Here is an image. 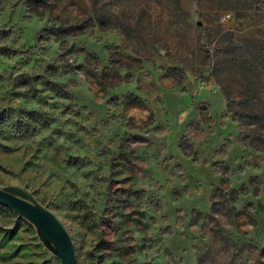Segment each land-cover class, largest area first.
Wrapping results in <instances>:
<instances>
[{
	"label": "rangeland",
	"instance_id": "obj_1",
	"mask_svg": "<svg viewBox=\"0 0 264 264\" xmlns=\"http://www.w3.org/2000/svg\"><path fill=\"white\" fill-rule=\"evenodd\" d=\"M91 1L0 0V193L76 264H264V0ZM0 264L64 260L0 204Z\"/></svg>",
	"mask_w": 264,
	"mask_h": 264
},
{
	"label": "water",
	"instance_id": "obj_2",
	"mask_svg": "<svg viewBox=\"0 0 264 264\" xmlns=\"http://www.w3.org/2000/svg\"><path fill=\"white\" fill-rule=\"evenodd\" d=\"M0 204L17 210L41 228L61 251L64 264H76L75 253L70 240L66 234L41 210L3 193H0Z\"/></svg>",
	"mask_w": 264,
	"mask_h": 264
},
{
	"label": "trees",
	"instance_id": "obj_3",
	"mask_svg": "<svg viewBox=\"0 0 264 264\" xmlns=\"http://www.w3.org/2000/svg\"><path fill=\"white\" fill-rule=\"evenodd\" d=\"M91 3H92L91 7L93 10L95 21L98 24V26L102 29L110 28V26H109L110 20L106 18V16L103 14V11L98 7L97 0H92ZM232 61L234 62V64L239 63L240 67L242 64H244V62L241 61V59H239V58L234 59ZM237 118L239 121L244 122V123H248V124H259V123L264 121L261 116L256 115V114L239 115V116H237Z\"/></svg>",
	"mask_w": 264,
	"mask_h": 264
}]
</instances>
